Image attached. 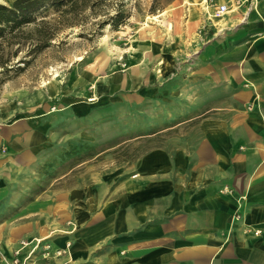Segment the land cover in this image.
<instances>
[{"label":"crops","instance_id":"obj_1","mask_svg":"<svg viewBox=\"0 0 264 264\" xmlns=\"http://www.w3.org/2000/svg\"><path fill=\"white\" fill-rule=\"evenodd\" d=\"M246 1L254 28L199 49L194 118L145 136L130 167H100L115 146L85 139L64 90L56 112L0 108V264H264V0Z\"/></svg>","mask_w":264,"mask_h":264},{"label":"rangeland","instance_id":"obj_2","mask_svg":"<svg viewBox=\"0 0 264 264\" xmlns=\"http://www.w3.org/2000/svg\"><path fill=\"white\" fill-rule=\"evenodd\" d=\"M222 4L231 13L218 18ZM252 7L246 0H77L40 14L0 38V108L9 118L56 112L64 90L81 109L85 139L102 151L115 146L100 167L108 159L118 170L130 167L145 136L194 118L181 95L200 47L252 30ZM8 17L0 10L1 20Z\"/></svg>","mask_w":264,"mask_h":264},{"label":"trees","instance_id":"obj_3","mask_svg":"<svg viewBox=\"0 0 264 264\" xmlns=\"http://www.w3.org/2000/svg\"><path fill=\"white\" fill-rule=\"evenodd\" d=\"M77 0H15L10 6H0V10L9 14L7 20L0 19V38L6 31L13 32L24 24L34 22L40 14L59 12ZM55 34V33H54Z\"/></svg>","mask_w":264,"mask_h":264},{"label":"built area","instance_id":"obj_4","mask_svg":"<svg viewBox=\"0 0 264 264\" xmlns=\"http://www.w3.org/2000/svg\"><path fill=\"white\" fill-rule=\"evenodd\" d=\"M227 13H228L227 6L225 4H222L216 9L215 15H216V17L219 18V17H222L223 15H225ZM261 233L262 232L260 230H256L253 232V235L259 236ZM39 242L37 241V243L34 245L33 249L30 252L33 253L37 248L38 249L40 248V250L42 249L41 250L42 251L41 256L44 259H48L51 255L53 257H60L67 252L66 250H63V249L51 250V248L48 244L41 245ZM20 244H21L22 248L29 246V243H27V242H20ZM67 247H69V244L66 245V248ZM19 256H20L19 250L13 252V256H12V258H13L12 263L13 264H25L27 259L21 261Z\"/></svg>","mask_w":264,"mask_h":264},{"label":"bare ground","instance_id":"obj_5","mask_svg":"<svg viewBox=\"0 0 264 264\" xmlns=\"http://www.w3.org/2000/svg\"><path fill=\"white\" fill-rule=\"evenodd\" d=\"M224 16V15H223Z\"/></svg>","mask_w":264,"mask_h":264}]
</instances>
